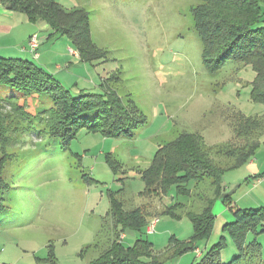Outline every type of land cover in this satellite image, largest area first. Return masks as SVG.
I'll return each mask as SVG.
<instances>
[{"label": "rangeland", "instance_id": "rangeland-1", "mask_svg": "<svg viewBox=\"0 0 264 264\" xmlns=\"http://www.w3.org/2000/svg\"><path fill=\"white\" fill-rule=\"evenodd\" d=\"M53 1L90 12L92 39L106 56L82 58L69 36H59L39 22L34 28L40 59L29 58L48 66L74 95L82 90L104 93L110 78V87L139 110L145 122L132 137L82 127L65 149L47 132L54 107L48 94L24 95L0 87V99L18 102L28 112L23 118L13 106L2 109L10 156L2 177L6 187L0 189L5 205L0 214V264H88L109 247L111 193L128 208L147 206L148 224L123 232L126 246L139 238L152 242L151 254L140 257L147 264L201 261L196 249L176 250L194 235L186 211L201 212L208 200L214 227L209 237L193 242L200 253L206 254L223 237V264H264L263 224L246 234L239 259L241 250L232 232L237 225L224 227L236 221L237 208L264 206L258 201L264 199V104L251 99V65L228 62L216 73L206 67L194 20L199 0ZM259 1L264 24V0ZM246 118L255 125H249L252 132L260 127L258 147L255 154L240 156L249 140L236 130H243L237 125H247ZM181 132L203 136L212 159L223 168L220 192L214 194L206 178L189 180L182 191L173 184L165 195L141 197L142 171L159 146ZM157 217L155 229L147 231Z\"/></svg>", "mask_w": 264, "mask_h": 264}, {"label": "trees", "instance_id": "trees-1", "mask_svg": "<svg viewBox=\"0 0 264 264\" xmlns=\"http://www.w3.org/2000/svg\"><path fill=\"white\" fill-rule=\"evenodd\" d=\"M3 2L9 9L24 13L29 21L44 22L51 30L60 33L59 36H69L82 58L106 56V52L98 49L92 39L91 15L86 9L82 7L68 9L53 0H3ZM262 16L259 0H199L194 9L195 25L201 37L202 57L206 67L211 73H216L228 62H236L240 66L251 65L255 72L250 82L251 99L264 104ZM32 52L36 54L38 47ZM109 79L104 93H86L82 90L78 95H74L52 72L31 59L0 56V87L11 88L24 95H49L54 107L50 110L51 115L46 123L47 132L51 137L59 139L61 147L65 149H69L71 140L82 127L99 130L106 136L132 137L135 128L145 122L144 115L132 104L130 107L125 103L118 91L110 87ZM10 98L14 99L15 96ZM7 104L13 106L17 114H23V118L28 117V112L22 104L0 99V189L6 187L2 177L10 156L6 151L9 142L8 127L4 125L7 115L2 110ZM244 120L247 121V125H237V128L242 127L243 130L236 131L239 137L247 136L249 141L242 145L239 154L250 156L255 154L258 147L256 136L259 126L264 127V123L257 125L259 128L252 132L249 125H255L248 118ZM247 128L245 134L241 133ZM222 170L223 168L218 167L212 159L202 135L181 132L159 146L150 165L142 171L145 189L140 195L141 197L165 195L173 184L182 191L189 180L201 182L206 178L210 180L214 194H218L222 185ZM185 206L178 205L177 208L185 209ZM4 209L5 205L0 198V214ZM186 213L193 223L194 235L191 242L183 244L176 250L177 254L196 249L199 251L201 261L195 264H223L220 259V252L224 247L223 237L207 250L206 254L200 253L198 246L193 244L196 240L209 237L213 230L215 215L212 212L211 200L207 201L201 212L188 210ZM235 215L236 221L226 223L224 227L237 225L232 232L241 250L237 258L239 259L243 255L242 246L246 234L258 224L264 225V206L257 209L237 208ZM107 217L113 224V240L109 247L88 264H147L141 261L140 257L145 253L151 254L152 242L139 238L134 245L126 246L123 237H120L128 227L141 230L148 224L147 206L128 208L123 200L111 193Z\"/></svg>", "mask_w": 264, "mask_h": 264}, {"label": "crops", "instance_id": "crops-1", "mask_svg": "<svg viewBox=\"0 0 264 264\" xmlns=\"http://www.w3.org/2000/svg\"><path fill=\"white\" fill-rule=\"evenodd\" d=\"M37 24H39V22L34 23L29 21L24 13L9 9L4 4L3 0H0V56L22 57L27 59H31L29 56H32L34 60H39L41 48L40 44L38 45V52L36 54H34L29 47V40L31 36L33 34H38L34 28ZM37 63L50 71L48 66H45L43 63L41 64L38 61ZM52 73L56 75L59 80H61L56 73ZM75 85H78V83L72 84V86ZM258 201L264 202V199ZM111 230L112 233L109 238V245L114 237V228H111ZM124 236V233H122L123 238Z\"/></svg>", "mask_w": 264, "mask_h": 264}, {"label": "built area", "instance_id": "built-area-1", "mask_svg": "<svg viewBox=\"0 0 264 264\" xmlns=\"http://www.w3.org/2000/svg\"><path fill=\"white\" fill-rule=\"evenodd\" d=\"M29 47L31 51H35V49L38 47V36L37 34H34L31 36L29 40ZM73 54L78 55L76 51L70 50ZM158 222V218H155L154 220L151 221L150 225L148 226V231H153L155 229V225Z\"/></svg>", "mask_w": 264, "mask_h": 264}]
</instances>
